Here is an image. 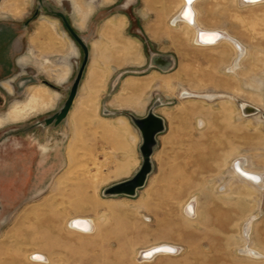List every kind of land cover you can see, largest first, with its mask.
Listing matches in <instances>:
<instances>
[{
    "label": "rangeland",
    "instance_id": "374dc122",
    "mask_svg": "<svg viewBox=\"0 0 264 264\" xmlns=\"http://www.w3.org/2000/svg\"><path fill=\"white\" fill-rule=\"evenodd\" d=\"M43 1L0 0V264H37L35 252L43 264H264V187L234 170L264 181V2L197 4L200 25L240 55L174 24L180 0ZM51 10L89 61L68 116L42 126L84 58ZM150 112L164 127L144 185L108 193L142 168L135 118ZM162 244L175 250L146 258Z\"/></svg>",
    "mask_w": 264,
    "mask_h": 264
},
{
    "label": "bare ground",
    "instance_id": "6f19581e",
    "mask_svg": "<svg viewBox=\"0 0 264 264\" xmlns=\"http://www.w3.org/2000/svg\"><path fill=\"white\" fill-rule=\"evenodd\" d=\"M180 1L182 2V6H181L182 9L181 8L179 9L176 18L173 20V23L177 24L179 22H184L188 26H190L195 31V41L198 44H200L202 46H210V45L222 42V41H229L230 43H233V45L236 47V49L238 50V53L240 55L245 54V51H246L245 46H243V44L238 43V41H236L235 39H232L233 38L232 35L227 33L225 30H222L219 28L218 29H209V28H204L200 25L198 18H197L198 17L197 4L200 3L202 0H190V2H189V0H180ZM263 2H264V0H240V4L242 6H253V5L261 4ZM225 37H227V38H225ZM157 61L164 64V66L168 65V63H164L160 59H158ZM239 61H240V58L237 59L235 62L236 67H238ZM243 108L245 109V111L247 113L255 111L253 107L249 108L246 105ZM14 113H16V112H14ZM24 114H25V112H24ZM0 122H2V121L0 120ZM237 166H238V168H237ZM234 170H235V174L237 176L248 179L249 181H251L252 183H254L255 185H257L260 188L264 187V181L262 180V178L258 174H255L254 172H250V171L245 170L242 167L241 162H239L236 165ZM189 208H191V210L194 209L193 205L189 206L188 209ZM73 221L75 222L76 228H78L80 230H84L87 233L94 232V230L96 229L94 221L90 218L79 217V218L73 219ZM247 231H249V230H247ZM161 248H163L165 250L160 251ZM170 249H175V248H173V246L170 244H162V245L153 247L151 249L145 250L144 253L151 254L149 257H146V258L152 259L155 256H157L159 253L167 252ZM241 252L244 254L252 255L256 258L262 257V254L259 251L252 249L248 245H246L243 249H241ZM34 254L38 255L37 259H39V261H46L47 260V257L41 253H34Z\"/></svg>",
    "mask_w": 264,
    "mask_h": 264
},
{
    "label": "water",
    "instance_id": "95a60500",
    "mask_svg": "<svg viewBox=\"0 0 264 264\" xmlns=\"http://www.w3.org/2000/svg\"><path fill=\"white\" fill-rule=\"evenodd\" d=\"M39 7L44 8V1L39 0ZM52 14H55L63 19L65 22L68 30L71 32V34L74 36V38L78 41L80 46L83 48L84 51V58L83 62L79 68V71L77 73V76L72 84L70 93L68 98L66 99L63 106L53 115L47 117L44 121L37 122L38 125L42 126H49L51 124L58 125L61 123L69 114V111L74 103V100L78 94L79 86L82 81L86 66L89 61V47L88 44H86L85 40L78 35V33L74 30L72 25L69 23L67 16L62 11L58 10H51ZM161 60V59H160ZM159 62V61H157ZM162 62L167 63L165 61ZM159 64L163 65L159 62ZM257 111V110H256ZM136 123L140 127L143 133L144 137V144L142 146V151L144 154V163L140 171L129 180H125L123 182H120L114 186H111L108 188V193L113 194H127V195H134L137 191V189L144 185V182L146 181V177L148 173L151 170L152 163L150 159V154L152 152V145L155 143V135L161 131L164 127V121L163 118L154 114L153 112H150V114L143 119L135 118ZM156 126V127H155ZM165 249L161 248L160 251H163ZM175 249H170L171 252H173Z\"/></svg>",
    "mask_w": 264,
    "mask_h": 264
},
{
    "label": "crops",
    "instance_id": "0c3cea01",
    "mask_svg": "<svg viewBox=\"0 0 264 264\" xmlns=\"http://www.w3.org/2000/svg\"><path fill=\"white\" fill-rule=\"evenodd\" d=\"M198 20H199V17H198ZM203 27H204V26H203ZM205 28H206V27H205ZM95 227H96V225H95ZM35 253H41V252H35ZM33 254H34V253H33ZM41 254L44 255V253H41ZM45 256L47 257V260H48V256H47V255H45ZM31 260H32V259H31ZM47 260H46V261H33V260H32V261H33V262H36L37 264H38V263L43 264V263H47V262H48Z\"/></svg>",
    "mask_w": 264,
    "mask_h": 264
},
{
    "label": "snow or ice",
    "instance_id": "6c2138e0",
    "mask_svg": "<svg viewBox=\"0 0 264 264\" xmlns=\"http://www.w3.org/2000/svg\"><path fill=\"white\" fill-rule=\"evenodd\" d=\"M189 2H190V0H189Z\"/></svg>",
    "mask_w": 264,
    "mask_h": 264
}]
</instances>
